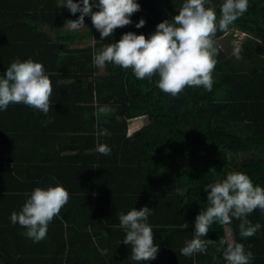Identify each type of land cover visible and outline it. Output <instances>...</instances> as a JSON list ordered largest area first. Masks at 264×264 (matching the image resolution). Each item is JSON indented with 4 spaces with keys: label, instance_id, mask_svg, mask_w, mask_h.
<instances>
[{
    "label": "trees",
    "instance_id": "1",
    "mask_svg": "<svg viewBox=\"0 0 264 264\" xmlns=\"http://www.w3.org/2000/svg\"><path fill=\"white\" fill-rule=\"evenodd\" d=\"M25 2L0 0V26L35 29L34 54L41 56L42 47H47L44 69L50 80L70 100L81 103L77 109L67 106L64 114L80 112L83 137L80 153L48 155L40 160L48 162L47 168L39 167L35 174L40 178H22L19 181L25 182L15 188L4 176L19 184L13 174L19 175L22 168L0 165V264H90L89 257L102 255L100 250L111 241L112 254L104 256L103 264H226L220 239L242 243L254 254L250 264H264V212L259 209L247 217L261 224L254 236L242 237L240 220L233 217L231 224L210 227L204 238L215 243L205 253L186 257L180 252L194 236L197 214L209 206L204 185L241 172L264 187V0H249L248 10L229 26L231 39L240 40L231 44L242 47L240 59L223 52L217 40L225 33H216L219 52L212 90L186 87L176 97L157 87V75L140 80L131 69L112 63L96 67L93 53L126 32L147 38L159 22H171L185 0H136L140 10L131 15L132 23L104 40L86 15L92 45L81 48L73 41L75 35L59 31L79 12L60 7L61 0ZM222 3L208 0L205 7L214 8L219 17ZM140 19L145 24L136 28ZM41 23L58 34L56 42L40 38L37 33L48 36ZM105 106L109 111L97 114ZM70 140L61 142L73 148ZM99 144L109 146L110 154H100ZM56 185L67 190L69 200L49 223L46 238L33 242L24 235L25 228L11 223L10 215L21 210L36 187ZM143 206L151 208L146 222L159 251L155 259L137 262L131 259V245L123 243L126 232L119 226V215ZM184 222L187 228L182 229Z\"/></svg>",
    "mask_w": 264,
    "mask_h": 264
},
{
    "label": "clouds",
    "instance_id": "2",
    "mask_svg": "<svg viewBox=\"0 0 264 264\" xmlns=\"http://www.w3.org/2000/svg\"><path fill=\"white\" fill-rule=\"evenodd\" d=\"M207 2L185 0L171 22L169 19L159 22L147 38L133 32L122 34L118 41L93 53L94 65L103 68L106 63H112L131 69L140 80H151L157 75V87L172 97L178 96L186 87L202 86L211 91L214 83L212 73L219 52L216 33H227L229 26L248 10L249 0H223L219 17L214 8L205 7ZM62 6H67L72 14L80 13L77 19L66 21L70 31L84 27L87 15L100 33L101 40L111 37L117 28L131 24V15L140 10L136 0H61ZM93 6L98 10L93 11ZM144 24V19H140L135 27L141 28ZM241 52L242 47L235 45L233 55L236 59L241 58ZM52 92V82L42 63L17 58L0 77V110H6L10 104L22 103L47 115L52 109ZM98 111L107 113L109 109L105 106ZM97 151L109 155L111 150L106 144H99ZM204 187L209 190V206L197 214L194 236L180 249L181 255L186 257L205 253L207 246L215 243L204 238L214 223L221 226L231 224L235 217L240 220V235L244 238L254 236L261 228L260 223L252 224L247 217L256 209L264 212V187L254 185L248 175L229 172L225 179ZM68 200L69 193L60 185L46 189L36 187L21 210L11 213L10 221L25 228L27 238L40 242L47 236L49 223L59 216ZM150 214L151 208L143 206L119 215V226L126 232L123 243L131 245L133 261L155 259L159 251V246L154 243L153 229L146 222ZM181 228H187V222L182 223ZM219 244L223 246L226 264H250L254 254L246 252L242 243L220 239ZM100 251L103 255L108 250Z\"/></svg>",
    "mask_w": 264,
    "mask_h": 264
},
{
    "label": "crops",
    "instance_id": "3",
    "mask_svg": "<svg viewBox=\"0 0 264 264\" xmlns=\"http://www.w3.org/2000/svg\"><path fill=\"white\" fill-rule=\"evenodd\" d=\"M25 3L30 4L31 2L26 0ZM23 5L20 2V6ZM66 26L68 25H61L60 33L62 35H75L73 41L77 42L76 46L79 48L83 47L79 46L80 35L77 34V30L70 31ZM41 29L48 35L44 37L37 33L42 40L47 38L52 42H56L58 34L51 31L45 23H41ZM35 36V29L29 25H22L13 29L0 26V77L4 75V71L10 66L11 62L17 58L21 61L32 59L35 62L42 63L45 67V59L48 58L49 51L45 46L42 47L43 53H41V56L34 54V47L36 48ZM45 74L48 75L49 70L45 69ZM48 76L50 77V75ZM52 88L53 92L50 97L52 109L47 115L22 103L10 104L6 110H0V165L7 163L22 168L18 172L19 175L13 174L14 179L18 180V182L22 178L31 177L35 180L40 178V174H35L41 171V169L39 171V167L43 168L46 166L47 168L48 163L40 160L50 154L55 157L59 154V156L66 158L72 154L76 156L77 152H81L78 149L81 147V139L83 137L81 114L76 111L73 116L64 114L67 106L76 107L75 109H77L81 103L70 100L68 96L64 95V91L56 89L53 82ZM97 114L105 115V113H100L99 111H97ZM67 138L71 139L73 148L66 142L64 144L61 142ZM35 164L37 168L34 167ZM4 177H7L8 182L13 184L14 188L25 182L21 181L18 184L14 180H10V176L5 175ZM40 182L38 181V183ZM105 245L108 250L106 253L108 256L112 252L111 249H113L112 241L106 242ZM106 254L91 255L92 257H89V259L92 263L90 262V264H103Z\"/></svg>",
    "mask_w": 264,
    "mask_h": 264
},
{
    "label": "rangeland",
    "instance_id": "4",
    "mask_svg": "<svg viewBox=\"0 0 264 264\" xmlns=\"http://www.w3.org/2000/svg\"><path fill=\"white\" fill-rule=\"evenodd\" d=\"M68 28V26H66ZM90 29V25L85 23L84 27H81L79 30H77V34L80 35V40L78 41L80 43L79 46H90L92 45V40L88 39L86 34ZM235 32H239V30L234 29ZM231 31L229 29V31L227 33H225L221 38H219L217 40V44L219 45V47L223 50L224 53L231 54L234 50V47L232 45H234L232 43V40L235 43H239L240 40H237L236 38L231 39ZM232 44V45H231ZM129 132V131H128Z\"/></svg>",
    "mask_w": 264,
    "mask_h": 264
}]
</instances>
